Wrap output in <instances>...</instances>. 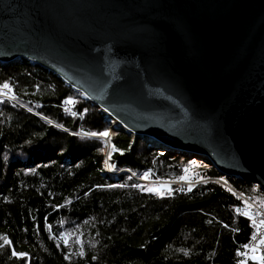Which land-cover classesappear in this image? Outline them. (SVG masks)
I'll list each match as a JSON object with an SVG mask.
<instances>
[{
  "label": "trees",
  "instance_id": "trees-1",
  "mask_svg": "<svg viewBox=\"0 0 264 264\" xmlns=\"http://www.w3.org/2000/svg\"><path fill=\"white\" fill-rule=\"evenodd\" d=\"M4 82L11 99L0 95V264H260L243 247L256 225L236 213L241 200L230 188L264 207L256 184L131 142L98 106L28 59L0 64ZM104 130L115 176L104 167L105 140L89 135Z\"/></svg>",
  "mask_w": 264,
  "mask_h": 264
},
{
  "label": "water",
  "instance_id": "water-1",
  "mask_svg": "<svg viewBox=\"0 0 264 264\" xmlns=\"http://www.w3.org/2000/svg\"><path fill=\"white\" fill-rule=\"evenodd\" d=\"M23 58L131 142L264 192V0H0V64Z\"/></svg>",
  "mask_w": 264,
  "mask_h": 264
},
{
  "label": "built area",
  "instance_id": "built-area-1",
  "mask_svg": "<svg viewBox=\"0 0 264 264\" xmlns=\"http://www.w3.org/2000/svg\"><path fill=\"white\" fill-rule=\"evenodd\" d=\"M2 96L8 99H11V94L6 89H4ZM106 158L109 159L110 157L107 156ZM198 162L202 164L201 159H198ZM194 167L195 166H189L187 167V170H191ZM115 168H117L116 163H115ZM117 173L118 172L112 175L115 176ZM159 184L161 186L165 185V183L162 181H159ZM230 188L234 191L236 197L241 200L240 205L236 209V213L239 216L246 218L252 223H254L257 228L254 235L252 236V238L250 239L248 243L249 245L248 249L251 250L255 248L257 250L256 253L258 254V256L264 257V245L260 244V240L264 238V207L259 205L251 196L245 195L243 192H241L240 190H236L233 187H230ZM245 212H248L249 216H251V219H249L248 216L244 215ZM258 261L260 264H264V262H262L261 260H258Z\"/></svg>",
  "mask_w": 264,
  "mask_h": 264
},
{
  "label": "snow or ice",
  "instance_id": "snow-or-ice-1",
  "mask_svg": "<svg viewBox=\"0 0 264 264\" xmlns=\"http://www.w3.org/2000/svg\"><path fill=\"white\" fill-rule=\"evenodd\" d=\"M0 87H2V89H6V90H8L9 92H11V88H10L8 82H4V83L2 84V86H0ZM2 94H3V93L0 92V95H2ZM12 98L14 99L15 97L13 96ZM110 134H111V133H110L108 130H104V131H101V132H99V133H90L89 135H92V136L99 135V136H101V137H108ZM113 150L115 151L116 149L114 148ZM193 163H194V162H193ZM185 171H187V169H185ZM146 176H147V174H146ZM146 176L143 177V178H146ZM180 179L183 180V179H186V177L181 176ZM221 179H223V178H221ZM133 187H139V185H133ZM146 190H147V191H150V192H156L157 194H161V192H162V190H161L160 188H151V187H149V188H147ZM164 191H167L168 194L171 195V189H167V188H166V189H164ZM244 215H245V216H248L249 219H251V216H249L248 212H245ZM5 243H6V244H11V241H5ZM260 244L264 245V238H262V239L260 240ZM243 247H244L245 249H247V248H249V245H248V244H245ZM251 251H252V253H253V255H251V257H250L252 260H261L262 262H264V257H260V256H258V255H255V253H256V251H257L255 248L251 249ZM237 254H238V255H243V256H247V255H248L247 253H240L239 251H238ZM26 255H27V254H26V253H23V252L11 251V256L16 257V258H24V257H26ZM65 258L68 259L67 256H66ZM240 264H246V261L242 260V261H240Z\"/></svg>",
  "mask_w": 264,
  "mask_h": 264
},
{
  "label": "rangeland",
  "instance_id": "rangeland-1",
  "mask_svg": "<svg viewBox=\"0 0 264 264\" xmlns=\"http://www.w3.org/2000/svg\"><path fill=\"white\" fill-rule=\"evenodd\" d=\"M1 92L3 93L4 92V89H1ZM104 139V137H103ZM106 150V149H105ZM107 152V151H106ZM115 161H113L111 158H106L105 159V170H106V173H108L109 175L112 176V174L116 173L115 171L117 170V168H115ZM255 255H258V254H255Z\"/></svg>",
  "mask_w": 264,
  "mask_h": 264
},
{
  "label": "bare ground",
  "instance_id": "bare-ground-1",
  "mask_svg": "<svg viewBox=\"0 0 264 264\" xmlns=\"http://www.w3.org/2000/svg\"><path fill=\"white\" fill-rule=\"evenodd\" d=\"M114 125H117V126H118L119 124H118V122H117V121H114Z\"/></svg>",
  "mask_w": 264,
  "mask_h": 264
}]
</instances>
